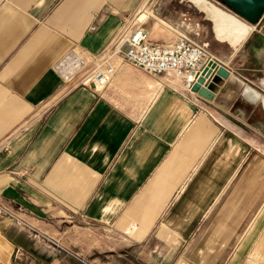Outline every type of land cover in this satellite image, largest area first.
<instances>
[{
    "label": "crops",
    "instance_id": "1",
    "mask_svg": "<svg viewBox=\"0 0 264 264\" xmlns=\"http://www.w3.org/2000/svg\"><path fill=\"white\" fill-rule=\"evenodd\" d=\"M143 1L0 0V202L59 244L0 214L1 264H264V107L226 89L264 96V16L238 40L215 0L150 4L173 25L150 14L153 41L183 33L229 71L212 99L121 58L99 90L55 69Z\"/></svg>",
    "mask_w": 264,
    "mask_h": 264
},
{
    "label": "built area",
    "instance_id": "2",
    "mask_svg": "<svg viewBox=\"0 0 264 264\" xmlns=\"http://www.w3.org/2000/svg\"><path fill=\"white\" fill-rule=\"evenodd\" d=\"M134 17L122 26L111 42L98 53L71 49L55 66L64 82L90 86L96 90L104 88L116 71L115 59L121 58L135 69L157 79L168 76L171 83L164 85L182 93H191V87L202 75L210 62L221 65L220 60L210 53L206 45L197 43L183 33H178L169 42L153 41L144 22ZM122 62V61H121ZM211 75L204 79L208 82ZM0 214L59 245L53 237L33 229L13 210L0 202Z\"/></svg>",
    "mask_w": 264,
    "mask_h": 264
},
{
    "label": "water",
    "instance_id": "3",
    "mask_svg": "<svg viewBox=\"0 0 264 264\" xmlns=\"http://www.w3.org/2000/svg\"><path fill=\"white\" fill-rule=\"evenodd\" d=\"M205 3L206 1L203 0ZM222 4L228 10H230L235 16L231 17L227 23H229L236 32V38L238 40L244 38L253 28L257 25L260 19L264 16V0H215ZM207 4V3H206ZM211 6V5H210ZM218 9V8H217ZM219 10V9H218ZM220 16H226L221 11ZM228 25V24H227ZM228 30V26L225 28ZM240 33H245L241 36ZM208 82H204V79L210 76ZM229 75V71L222 65L216 66L215 62H210L208 68L205 69L202 75L191 87V91L197 93L199 96L205 99H212L215 90L219 87L222 79ZM230 89L229 93L235 98L239 94H251V89L245 84V82L235 75H231L228 78L226 89ZM1 264V263H0Z\"/></svg>",
    "mask_w": 264,
    "mask_h": 264
},
{
    "label": "rangeland",
    "instance_id": "4",
    "mask_svg": "<svg viewBox=\"0 0 264 264\" xmlns=\"http://www.w3.org/2000/svg\"><path fill=\"white\" fill-rule=\"evenodd\" d=\"M144 2V3H143ZM141 4L143 5H145V10H147V13H148V15H149V17L145 20V22H144V26L147 28V29H149V24H152L154 21H155V19L151 16L152 15V13H154L156 16H158V17H160V18H162L163 20H165L166 22H168L169 23V25H171L172 27H173V25L170 23V21H168V20H166V19H164V17L162 16V15H160V14H158V13H156V12H154V10L152 9V7L150 6V4H154V2H156L155 4H157L158 2L160 3V0H144ZM141 6V5H140ZM165 7V6H164ZM141 8H142V6L141 7H139L138 8V11L139 10H141ZM167 11V9L166 8H163V10H162V12L161 13H164V12H166ZM138 13V12H137ZM137 13L133 16L134 17V22L136 21V17H137ZM151 14V15H150ZM132 18V17H131ZM130 18V19H131ZM141 22H143V21H141ZM258 32H260V33H262V34H264V23H263V25H262V27L261 28H258ZM179 32H176V31H174V35L173 36H171L170 34V36H167L166 34H164V37H165V40H167L168 38L170 39V38H175L176 37V35L178 34ZM150 34V33H149ZM151 37V36H150ZM160 42V41H159ZM127 66H128V64H126ZM130 67V66H129ZM157 80H159V79H157ZM171 80V79H170ZM166 81V80H165ZM172 81V80H171ZM76 82L73 80L72 81V84H75ZM258 102V101H257ZM260 103V102H259Z\"/></svg>",
    "mask_w": 264,
    "mask_h": 264
},
{
    "label": "bare ground",
    "instance_id": "5",
    "mask_svg": "<svg viewBox=\"0 0 264 264\" xmlns=\"http://www.w3.org/2000/svg\"><path fill=\"white\" fill-rule=\"evenodd\" d=\"M241 36H244L245 33H240ZM208 67H206L205 69H207ZM204 69V70H205ZM168 77V76H167ZM169 79L173 80L172 78L168 77ZM172 82V81H171ZM170 82V83H171ZM251 100H256L259 99L261 101L262 106L264 107V96H261V94H259L256 91H253L250 95H249Z\"/></svg>",
    "mask_w": 264,
    "mask_h": 264
}]
</instances>
